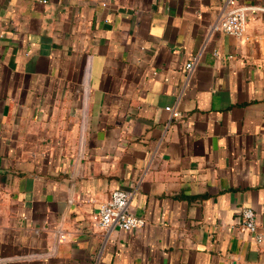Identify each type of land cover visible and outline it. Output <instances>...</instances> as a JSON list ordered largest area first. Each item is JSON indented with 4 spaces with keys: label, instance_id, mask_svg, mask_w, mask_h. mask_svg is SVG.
Masks as SVG:
<instances>
[{
    "label": "crops",
    "instance_id": "0c3cea01",
    "mask_svg": "<svg viewBox=\"0 0 264 264\" xmlns=\"http://www.w3.org/2000/svg\"><path fill=\"white\" fill-rule=\"evenodd\" d=\"M225 2L0 0V264H264V0Z\"/></svg>",
    "mask_w": 264,
    "mask_h": 264
},
{
    "label": "built area",
    "instance_id": "2783aa9c",
    "mask_svg": "<svg viewBox=\"0 0 264 264\" xmlns=\"http://www.w3.org/2000/svg\"><path fill=\"white\" fill-rule=\"evenodd\" d=\"M253 9L252 6H244L237 0H226L224 11L219 20L213 25V29L221 30L229 34L241 35L246 23V11ZM195 58L186 62L185 67L189 70ZM171 116H179V111L171 105L165 106ZM132 192L127 189L114 188L110 191L108 198L103 201L97 212L93 215L96 225L106 232L117 227L124 230H131L141 226L145 220L142 216L132 213L129 203ZM255 212L252 207L241 206L235 217V225L258 243L264 244V227L259 228L255 221ZM61 237L64 235L61 234Z\"/></svg>",
    "mask_w": 264,
    "mask_h": 264
}]
</instances>
